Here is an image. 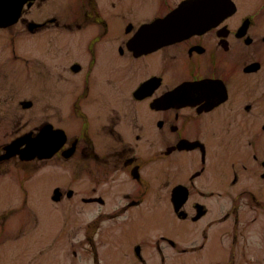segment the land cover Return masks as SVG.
I'll use <instances>...</instances> for the list:
<instances>
[{
  "label": "flooded vegetation",
  "instance_id": "1",
  "mask_svg": "<svg viewBox=\"0 0 264 264\" xmlns=\"http://www.w3.org/2000/svg\"><path fill=\"white\" fill-rule=\"evenodd\" d=\"M15 7L0 3V251L23 254L8 240L25 217L48 214L51 242L29 245L52 247V264H104L110 241L132 246L139 264L203 252L204 264H262L238 246L242 211L264 215V0ZM166 24L179 35L155 43L153 26ZM45 48L49 101L22 99L41 87ZM48 133V156L23 155ZM148 231L152 241L136 240Z\"/></svg>",
  "mask_w": 264,
  "mask_h": 264
},
{
  "label": "rangeland",
  "instance_id": "2",
  "mask_svg": "<svg viewBox=\"0 0 264 264\" xmlns=\"http://www.w3.org/2000/svg\"><path fill=\"white\" fill-rule=\"evenodd\" d=\"M64 54H61L57 60V72H61L62 69L66 66V59ZM41 64L46 65L45 69V77L42 76L40 78L41 80V87L39 90H33L31 86H25L24 88V96H22V99L29 98L28 96L32 93H35L34 98H38L41 101H49V94L52 93V88L49 84V75H48V63H49V54L46 51H43L41 53V58H39ZM2 61H5V59H2ZM50 88V89H49ZM52 98L50 99L51 102ZM38 197L37 195L33 194L32 198ZM41 198V197H39ZM30 208H33V204L30 203ZM243 215V221L247 222L249 226H245L242 234H240V246L239 248H244L245 246L249 247L248 254H251V256L256 255L260 256L262 259V264H264V215L253 213L249 209H245L242 211ZM40 218L35 219L38 223L33 221V218H27L24 219V233L20 237V239L17 241L16 237H13L12 239L8 240V243H20L24 245V252L23 254H20L19 252L15 251H8L6 254L5 251H0V264H52V258L54 256V251L52 250V247L50 249H39V250H32L34 247L30 246L29 244L33 243H41L48 245L51 242L52 237V219L49 217L48 214H39ZM257 218L255 222H251L253 218ZM15 221V220H14ZM82 220L81 219H75L73 222H71V226L75 227H81L82 226ZM9 225L13 228V226L9 223ZM20 225L19 219H17L16 227ZM170 231V230H169ZM221 232L217 233V239H219V235ZM15 236V235H14ZM79 237V236H78ZM141 237H145L148 241L153 240V234L148 231L144 234L138 235L137 239H140ZM229 239V240H228ZM232 240V234L230 233V238H224L223 244L226 247L228 244H231ZM228 245V247H229ZM152 244H149V247H145L144 251L149 254L150 249L152 248ZM221 250V258L227 259L228 254H226L224 251V247L218 243V240L216 241L215 247H218ZM227 247V248H228ZM109 250H115V254H109ZM6 254V256H5ZM61 258H66L64 256V252H60ZM227 255V256H226ZM207 257L206 252L201 253L200 255L196 256L198 259V262L194 261H167L166 263H162L159 258L156 259H147L146 264H204L203 261H201L202 258ZM136 256L133 251V247L127 246L126 242L117 243L115 241H110V244L107 245L105 249L104 254V264H139L138 261H135ZM17 260H20V262H17Z\"/></svg>",
  "mask_w": 264,
  "mask_h": 264
},
{
  "label": "water",
  "instance_id": "3",
  "mask_svg": "<svg viewBox=\"0 0 264 264\" xmlns=\"http://www.w3.org/2000/svg\"><path fill=\"white\" fill-rule=\"evenodd\" d=\"M2 1H3V3H5L7 5V10L9 13L17 11L15 6L17 5L18 0H2ZM166 21H171V19H166L164 21H161L160 23H164ZM186 25H191V23H188ZM180 29H181L180 25H168V24H166V25H161V26H158V25L153 26V31L155 33H157V40L155 41V43H163L164 41L168 40L172 36L179 35ZM162 40H163V42H159ZM50 135H52V134H49V133L47 134V136H46L47 142L46 143H44V140L41 138L30 140V142H29L30 145L27 147L28 150L24 149L23 155L28 156V157H32L34 155L35 156L39 155V156H44V157L48 156L51 153L52 149H50V148L52 147L51 143L53 141L52 136H50ZM41 145L44 146V148L42 150H40V148H39V146H41ZM40 151H42V152H40Z\"/></svg>",
  "mask_w": 264,
  "mask_h": 264
},
{
  "label": "bare ground",
  "instance_id": "4",
  "mask_svg": "<svg viewBox=\"0 0 264 264\" xmlns=\"http://www.w3.org/2000/svg\"><path fill=\"white\" fill-rule=\"evenodd\" d=\"M42 147V148H41ZM39 148H40V150H42L43 148H44V146L43 145H41V146H39Z\"/></svg>",
  "mask_w": 264,
  "mask_h": 264
}]
</instances>
